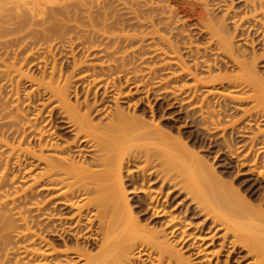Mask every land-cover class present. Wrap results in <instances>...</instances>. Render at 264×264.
<instances>
[{
	"label": "bare ground",
	"instance_id": "bare-ground-1",
	"mask_svg": "<svg viewBox=\"0 0 264 264\" xmlns=\"http://www.w3.org/2000/svg\"><path fill=\"white\" fill-rule=\"evenodd\" d=\"M51 1L0 0V169L4 167V172L0 171V264H230L240 252L245 253L247 260L243 256L241 259L246 264H264L263 190L258 198L251 197L255 201L247 199L248 196L233 188V183L226 184L225 177L206 158L191 151L193 146L189 149V144L187 147L181 140L173 141L157 126L142 122L141 116L142 121L126 114L118 104L119 99L124 96L130 99L132 94L138 97L143 93L146 99L151 91H160L163 95L159 96L168 100L171 96L170 101L200 116V128L206 129L201 130L203 133L211 132L212 137L209 136L216 137L215 140L221 138L223 144L218 142L220 139L215 143L212 140V144H220L216 146L224 151L221 154L226 160L236 159L234 164L243 169L249 165L248 171H255L262 178L264 129L261 131L260 126H264V79L257 71L260 58L253 48L250 56L240 51L227 29L226 16L214 17L215 7L210 0H66L60 4L56 3L61 0ZM250 1L255 3L252 12L261 11L264 21V0ZM142 9L149 12L152 30L138 36L139 31L135 29L137 34L133 33L134 28L131 30L133 26L129 24L135 23ZM118 11L127 13L121 15ZM132 14L138 16L132 19L134 23L130 21L135 17ZM173 14H184L187 19L196 17L199 30L205 32L208 44L218 52L215 57L222 60H216L218 65L215 59L212 63L202 58L206 55L200 54L202 59L197 55L200 60L195 58L194 54L198 53L190 38L184 39H188L186 42L180 38L184 46H179L177 32L176 37L170 35L178 29H172L177 22H173ZM109 19H113L110 27L106 24ZM159 26L164 29L162 32L171 30V37L161 35ZM263 32L264 29L259 34ZM147 37L150 40L145 46ZM32 45L36 48H31ZM58 47L69 49L74 56L68 75L57 73L53 51ZM145 47L150 53L142 59ZM27 48H31L29 52ZM35 49L36 53L45 50L48 54H45L47 60L41 62L39 58L44 53H38L39 58L34 53L40 61L38 79L24 71ZM78 49L84 51V62L78 63L74 55ZM182 52L185 56L192 53L193 59L190 58L194 61H188L193 65L185 61ZM22 53H26L25 57L19 61ZM197 59L213 65L206 63L203 68ZM139 62L147 65L141 68ZM228 65L237 68L233 69L236 75L229 74L232 67L228 69ZM166 69L171 70L169 75L163 74ZM145 78L151 80L153 88H148ZM183 78L190 79L188 84L181 81ZM25 79L32 84L31 93L37 99L38 95L44 97L41 104L37 102L41 108L35 110L38 112L33 117L28 115L29 119L18 98L11 102L14 92L6 98L5 85H1L11 83L10 87L14 88V80L19 85ZM124 85L128 90H124ZM215 85H220L225 94L222 101L218 99L221 101H217L218 106L213 102L219 92L212 89ZM78 88L85 93L82 102ZM245 88L254 94L246 98L233 95L234 91ZM200 93L203 97H199ZM90 96L93 101L89 100ZM108 98L116 103L114 109H107ZM245 100L253 101V106L243 109L240 118L243 123L240 119L233 120L230 106ZM259 104H263L262 112H255ZM43 112L49 115L43 116L48 119H43ZM241 123L244 129L238 130ZM59 124L71 139L63 141L56 135ZM253 127L256 131H252ZM248 128L252 132L250 136L246 134L249 137L245 135ZM218 132L220 135L214 137ZM238 136L247 138L236 143L239 147L232 151ZM10 161L20 170L18 174L24 176L21 182L26 181V186L15 187L20 185L12 183L13 179L8 183L10 176L5 175ZM126 177L131 189L126 187ZM127 192L137 197L139 211L148 214L153 227L143 223L146 217L141 223L142 218L137 215L140 212L134 213ZM181 194L186 202L178 214H188L190 220L202 218L198 223L202 228L190 227L188 218L180 220L181 216L165 206L174 195ZM236 260L240 263V258H235V263Z\"/></svg>",
	"mask_w": 264,
	"mask_h": 264
},
{
	"label": "rangeland",
	"instance_id": "rangeland-1",
	"mask_svg": "<svg viewBox=\"0 0 264 264\" xmlns=\"http://www.w3.org/2000/svg\"><path fill=\"white\" fill-rule=\"evenodd\" d=\"M58 1V0H57ZM64 1H66V0H61V1H58V3H56V4H60V3H62V2H64ZM67 1H69V0H67ZM211 1V5L212 6H214L213 8H214V10H213V8H211V11L213 10V15H214V17H216V18H220V19H222V17H225L226 16V18H227V29L230 31V35L232 36V38L234 37V41H235V43H236V46H238L239 47V49H241L240 51H245L246 52V54H249V53H252V50H253V52L255 53L256 52V55L260 58V61L259 62H257V71L259 72V74L262 76V78L264 79V51H263V47H262V44H264V42H262V41H264L263 39H261L264 35V32L262 33V34H259V32H262L263 31V29H264V27L262 28V25L264 26V21L262 20V18H261V16H262V14H261V11H260V13L258 14H254L253 12H252V10L254 9V6H255V3L254 2H252V1H250V0H210ZM50 2H52L51 0H50ZM54 2V1H53ZM231 2V3H230ZM54 3V4H55ZM211 6V7H212ZM218 7H220L219 9H218ZM227 9H229V12H227L226 10ZM142 10H144L143 11V13L140 15L139 14V18H137L134 14H132L131 16H135L134 18H132L131 17V19H130V15H128L129 17H127V18H129L130 19V21H132L133 22V20L132 19H135V18H137V20L135 19L134 20V24L132 25L131 24V22H130V24H129V22H128V24L129 25H131V26H133V27H131V30L133 29V33H136L137 34V32H135L136 30L135 29H137L138 31H139V34H137L138 36L139 35H146V33L148 34L149 33V31L150 30H152L150 27H149V25H150V20H148V18H149V16H148V13H147V9L145 10V9H142ZM217 10V11H216ZM258 11V12H259ZM110 13V12H109ZM113 14H114V12H112ZM112 13H110V14H112ZM118 13H121V15L122 14H124V13H127V12H124V11H118ZM118 13H115L114 15H116V14H118ZM166 15H168V14H166ZM184 15V14H183ZM182 14H179V15H177L176 16V14H173V16L172 17H174L173 19H175V20H173V22H176V24L175 23H173V24H175V25H177V23H180V24H178V26H173V30H174V28H178L177 30H174V31H172V34H170V35H172V36H174V37H176L177 36V42H178V44H179V46L181 47V45L182 46H184L183 44H181L183 41L181 40V39H186V38H190V40H192L193 42H192V46H193V44H194V46H195V49H197V52L196 53H198V54H194V52L196 51V50H194V52H193V50L191 51L193 54H194V56L196 55V57L195 58H197L198 56L197 55H199L200 56V54L201 55H206L205 57H202V58H204L205 60L207 59V61L209 60V61H213L214 59H215V61L217 60H219L218 59V56H217V58L215 57V55L218 53H216V50H213L214 49V47L212 46V44L210 45V44H208L209 43V41H208V39L206 40V36H205V32H204V34H203V32L201 31V30H199V27H201V26H199V24L196 22L197 20H196V17H194V19H193V17H190V16H188V18H190V19H187V16L186 15H184L185 17H186V19H185V21L183 20V18H182V16H183ZM261 15V16H260ZM165 16V15H164ZM163 16V17H164ZM218 16V17H217ZM168 17V16H167ZM169 17H170V14H169ZM184 17V18H185ZM110 18V17H109ZM166 18V17H165ZM124 19H126V17L124 18ZM182 19V20H181ZM246 19V20H245ZM112 20V21H111ZM109 19V21H111L110 23H107V22H109L108 20H107V22H106V24H107V26L109 25V27H110V25H111V23L113 22V19ZM196 20V21H195ZM127 21H129V20H127ZM138 21V22H137ZM184 21V22H183ZM139 24V25H137L136 26V24ZM198 25H197V24ZM87 25V24H86ZM140 25H141V27L142 28H140ZM85 26V25H84ZM199 26V27H198ZM260 26H261V28L262 29H260L259 30V28H260ZM147 27H149V28H147ZM160 27V26H159ZM159 27H158V29H159ZM86 28V27H85ZM87 28H88V26H87ZM86 28V29H87ZM182 28H183V30H182ZM88 29H90V27L88 28ZM160 34L161 33H163V36H166L167 37V35H169V32L171 31L170 29V31H163L162 32V29L163 28H161L160 27ZM202 29V28H201ZM258 29V30H257ZM130 30V29H129ZM130 30V31H131ZM146 30H149V31H146ZM164 30V29H163ZM227 30V31H228ZM129 31V32H130ZM144 31V32H143ZM202 33H201V32ZM259 31V32H258ZM113 32V31H112ZM119 32V31H118ZM117 31L116 32H113V33H118ZM125 32H126V30H125ZM140 32H141V34H140ZM175 32H177V34L178 35H176V33ZM180 32H182V34L184 35H182L183 37H185V38H182V36H180L181 35V33L179 34ZM109 33H111V32H109ZM143 33V34H142ZM165 33H166V35H165ZM130 34H132L131 32H130ZM176 36H175V35ZM143 35V36H144ZM162 35V34H161ZM169 35V36H170ZM257 35H258V37H257ZM259 35H262L261 36V38H259L260 36ZM178 36H180L179 38H178ZM187 36H189V37H187ZM146 37V36H145ZM150 38H151V36H149ZM149 37H147L146 39H145V46H147L148 44V42H149V40H150V38ZM171 37V36H170ZM144 38V37H143ZM149 38V39H148ZM181 38V39H180ZM264 38V37H263ZM172 39H173V37H172ZM175 39V38H174ZM174 39H173V41H174ZM187 39V40H188ZM6 40V39H5ZM9 40V39H8ZM146 40H148V41H146ZM187 40H184L185 42L187 41ZM240 40V41H239ZM262 40V41H261ZM182 41V42H181ZM255 43H254V42ZM29 42H31V41H29ZM35 42V41H34ZM191 42V41H190ZM189 42V43H190ZM252 42L254 43V44H252ZM40 43V42H39ZM43 43V42H42ZM42 43H40L41 45H43ZM147 44V45H146ZM185 44H188V42L187 43H185ZM40 45V46H41ZM28 46H31V45H28ZM37 46V45H36ZM39 46V47H40ZM264 46V45H263ZM38 47V46H37ZM197 47V48H196ZM210 47V48H209ZM237 47V48H238ZM31 48H36V47H33V45H32V47ZM30 48V49H31ZM43 48V46H41V49ZM59 49L58 50H56V51H53L54 53V55H55V59H56V65L58 66L57 67V73H59V72H61V75L62 76H64V75H68V73H70V67H71V64H73V62H72V58L74 57H72L71 55V53L69 52L70 50L69 49H66L67 48V45H66V48L64 47V48H61V47H58ZM192 48H194V47H192ZM198 48H199V50H200V52H199V50H198ZM253 48V49H252ZM27 49H29V48H27ZM26 49V50H27ZM30 49L29 50H27L28 52L30 51ZM64 51H66V52H68V54L66 53V52H63V50ZM149 49V48H148ZM147 49V47H145V49H144V52H143V54H142V56H141V58L142 59H145L147 56L146 55H148V53H150L149 51L150 50H148ZM252 49V50H251ZM14 50V49H13ZM16 50V49H15ZM36 50L37 49H35L34 50V52H33V54L31 55L32 57H33V59L34 60H37L38 58H39V55L41 54V52H38L39 53V55H38V53H36ZM39 51H40V49H38ZM56 52V53H55ZM186 52V51H185ZM185 52H182L183 53V55L185 54ZM191 52H189V53H191ZM17 53H18V51H17ZM34 53H36L37 55V57H35L34 55ZM42 53H44V55L43 54H41V55H43V56H41L40 55V58L42 59H40L39 58V60L42 62L43 61V59H46L47 60V57H46V55H48L47 54V52L45 53V50L42 52ZM83 53H84V51L82 52V51H80L79 49L78 50H75V53H74V55H75V57H76V59L78 60V63H79V60H81V62H84L85 61V59L83 58V57H85V54L83 55ZM188 53V52H187ZM192 53H191V55H192ZM22 54H23V56H22ZM21 55H20V60L19 61H21V57H25V54L24 53H22ZM46 54V55H45ZM191 55H187L186 54V56L184 55V58H185V61L187 60V63L189 62L190 63V61H194V60H191V58L193 57H191ZM218 55V54H217ZM251 54H249V56H250ZM31 56H30V62H29V60H28V62L29 63H27L26 64V67H25V69H24V71H25V73H28V75L30 76V77H34L35 79H38L39 77H40V71H39V69H38V64L40 63V61H34L32 58H31ZM45 56V57H44ZM44 57V58H43ZM189 57V58H188ZM191 57V58H190ZM215 57V58H214ZM35 58H37V59H35ZM49 58H50V56H49ZM48 58V64H50L51 63V59H49ZM84 60H83V59ZM188 58V59H187ZM200 58H201V56H200ZM200 58L198 57V59L200 60ZM201 58V59H202ZM54 59V60H55ZM74 59V58H73ZM193 59V58H192ZM197 59V63H199L200 62V65L201 64H203L204 65V67L203 68H205V65H206V63L209 65H213V64H211V63H208L207 61H203V62H201V61H199ZM77 60H74V61H77ZM83 60V61H82ZM188 60H190V61H188ZM196 60V59H195ZM49 61H50V63H49ZM159 61V60H158ZM215 61H213L212 63H214ZM215 62V63H217V65L219 64V62ZM220 61H222L221 59H220ZM37 62H39V63H37ZM80 62V63H81ZM223 63V62H222ZM221 62H220V65L222 64ZM37 64V65H36ZM191 64V63H190ZM51 65V64H50ZM138 65H141L140 67L142 68H145V66L147 65L146 63H138ZM191 65H193V64H191ZM190 65V66H191ZM215 65V64H214ZM219 65V66H220ZM223 66V65H222ZM232 67V65H228L227 67H228V69L229 68H231ZM193 67V66H192ZM200 67V66H199ZM173 68V67H172ZM175 68V70L173 71V72H176L177 71V67H174ZM203 68H200V70H202ZM72 69V68H71ZM83 69H85V68H83ZM235 70L236 71V69H235V67H232V69L231 70ZM204 70V69H203ZM202 70V71H203ZM231 70H229V74H235L236 75V73L237 72H235L234 70V72L233 71H231ZM164 71H166V72H164ZM163 71V74L164 75H166V74H168L169 75V73H168V71L170 72L171 70L170 69H166V70H164ZM205 71V70H204ZM71 72H72V70H71ZM232 72V73H231ZM143 73H145V72H143ZM162 73V72H161ZM166 73V74H165ZM171 73V72H170ZM163 74H161V75H163ZM205 74V73H204ZM60 75V74H59ZM163 75V76H164ZM206 75V74H205ZM163 76H161V77H163ZM66 77V76H65ZM202 77V76H201ZM164 78V77H163ZM167 78V77H166ZM165 78V79H166ZM141 79V78H140ZM144 79V78H143ZM189 78H187L186 80H184V78H183V80H181V81H186V83H187V81H190V79L188 80ZM122 80H124V78L122 79ZM121 80V81H122ZM145 80L147 81L148 79H146L145 78ZM143 81V82H146V81ZM17 81V80H16ZM15 80L13 81V82H15V84H14V88H11L12 87V84L11 83H8V84H2L1 83V85H5V88L3 87V89H4V95H5V97L7 98V96L9 95V96H11V92H14V94H13V99H12V101L9 99V101H11V102H13V101H15V99L17 100V98H18V100L17 101H19L22 105H21V108H22V110H23V112L26 110L27 111V113H26V111H25V115H26V117L29 115L30 117H33V114L35 115V113H37V112H35V110H38L39 108H41L40 107V104H41V101H43L44 100V97L41 95V96H39L38 95V99H37V95L35 94H32L33 92H32V84L29 82V80H27V79H25V80H23V81H21L20 83H19V85H17V82H16ZM125 81V80H124ZM151 81V80H150ZM150 81L148 80V82H149V84H148V82H147V84L146 83H144V85L146 84L147 86H148V88H151L152 87V85L153 84H151L150 83ZM165 81H168L167 79L165 80ZM154 82V81H153ZM152 82V83H153ZM4 83V82H3ZM122 83V85H123V81L121 82ZM142 83V82H141ZM178 83H180V82H178ZM181 83H183V82H181ZM10 84H11V87H10ZM188 84V83H187ZM16 85V86H15ZM84 85H85V83H84ZM125 86V85H124ZM123 86V87H124ZM150 86V87H149ZM2 87V86H1ZM221 86L219 85V86H214V88H212V89H219L218 91L219 92H217L216 94V100L214 99V97H215V95H214V97H212V99H214L213 100V102H214V104L216 105V106H218V104L219 103H221V101H222V99H223V96L225 95L223 92V89L222 88H220ZM79 88H81V86L79 87ZM78 88V91H81V93L80 92H78L79 93V96H78V98L80 99V97H81V101L80 102H82V100L84 99V97H83V95L85 94L84 92H83V90H81V89H79ZM153 88V87H152ZM124 90L126 91V90H128V88L125 86L124 87ZM153 90V89H152ZM201 91H203V92H205L204 90H201ZM32 92V93H31ZM102 92V91H101ZM100 92V93H101ZM144 92H146V90H144ZM203 92H201V93H203ZM17 93V94H16ZM99 93V98L101 97V95H102V93L100 94ZM151 94H149L148 95V97H149V99H148V97H146V99H145V97H143L144 96V94L142 93V94H138V97L137 96H134L135 94H132V97H130V99H129V96H124V99L123 98H121V99H119V101H118V104L120 105V107H122L121 109H123L124 110V112L127 114H130V116H136L137 118L139 117V119H140V121H142V122H144L145 124H148V125H151V126H153V125H155V126H157L158 127V129H161L163 132H164V134H166L167 136H170V138L171 139H173V141H176V142H180V140L182 141V143L181 144H183V143H185L184 145H186V144H189V149H190V147H192L193 146V148L194 149H190L191 151L192 150H195V151H193V152H196V153H199L200 154V157H204V158H206L207 160H208V163L210 164V165H212L213 167H214V169H215V171L218 173V174H220L221 175V177L223 176V178L225 179V181L227 182H225L226 184H232V186H233V188H235V189H239L238 191L240 192V194L242 193V194H244V196H248V198L247 199H253V198H251V197H254V199H256V198H258L257 196L258 195H260V194H262V193H260L262 190H263V193H264V176H262V178L260 177H258V176H256L257 174L256 173H254L255 171H253V172H250V171H248V169H247V167H249V165L246 167V168H241V167H238V165L236 166L235 164H237V161H236V159H231L230 158V162L228 161V160H226L225 159V157H224V151H220V148L219 147H217L216 145H219L220 146V144H221V142H222V144H223V141L221 140V138L220 137H217V138H219V139H217V140H215L216 139V137L215 136H218V135H220L219 134V132H218V134H215V133H213V134H215L214 135V137H215V139H213V138H211L212 136V134H211V132H210V134H208L207 135V133H203L204 131H201L202 129L203 130H206L205 129V127L204 128H200V123H198V122H200V120H199V118H200V116L197 114V113H194V112H192V109H190L189 107V109H190V111H189V109H187V110H185V106H183L182 107V105H179V103L177 104V103H175V102H173V101H170V99H171V96H169L170 97V99L168 100L167 99V95H165V97H166V99L164 98V96L163 97H160L161 95H163V94H160V91L158 92V93H153V91H151L150 92ZM201 93L199 94V95H201ZM0 94H1V92H0ZM32 94V95H31ZM155 94V95H154ZM159 94H160V96H159ZM204 94V93H203ZM203 94L201 95V96H199V97H203ZM254 93L250 90V89H247V88H245V89H240L239 91L237 90V91H234L233 92V95L234 96H236V97H242V98H246V96H249V95H253ZM2 95V94H1ZM0 95V96H1ZM143 95V96H142ZM155 97H154V96ZM222 95V96H221ZM8 96V97H9ZM109 96H111V95H109ZM108 96V97H109ZM142 96V97H141ZM146 96V95H145ZM3 97V96H2ZM1 97V98H2ZM39 97H40V99H39ZM82 97H83V99H82ZM92 98V99H91ZM102 98V97H101ZM141 98V100L143 101H141V100H139ZM42 99V100H41ZM72 101L74 102V98H73V96H72ZM111 99H112V97H111ZM111 99H107L105 102H106V107H108L107 109L109 110V109H114L115 108V106H114V104H116L114 101H112ZM212 99H211V101H212ZM221 100L220 102H219V100ZM5 100V99H4ZM90 101H93V96H90V99H89ZM108 100H110V101H108ZM141 101V102H139V101ZM145 100H149V101H145ZM172 100H173V97H172ZM219 103H218V102ZM251 101V100H250ZM10 102V103H11ZM16 102V101H15ZM14 102V103H15ZM37 102H39V103H37ZM137 103V104H135V106H136V108H135V106H134V103ZM212 102V103H213ZM28 103H30L31 105L29 106V104ZM34 105H33V104ZM107 103H108V105H107ZM242 104H240L239 102H237L236 103V101L235 102H233V104L234 105H237V104H240V105H238L237 107H234V105H233V107H231L230 105V110H229V113L233 116H230V114H228L229 115V117L231 118H234L233 120H235V121H238L237 119H240V118H242L241 116H242V112H244L246 109H249L251 106H253V101L252 102H249V100H248V102L245 100V102L244 101H242L241 102ZM28 104V105H27ZM39 105V106H38ZM254 105H255V103H254ZM261 104H259L257 107H256V109L254 110L255 112H260L261 111V107L263 106V104L260 106ZM33 108H32V107ZM180 106V107H179ZM26 107H27V109H26ZM30 107V108H29ZM111 107V108H110ZM182 107V108H181ZM29 108V109H28ZM35 108V109H34ZM38 108V109H37ZM182 110H181V109ZM187 108V107H186ZM233 108V109H232ZM32 109V110H31ZM184 109V110H183ZM243 109H245V110H243ZM28 110H31V111H29L28 112ZM232 110V111H231ZM263 110V109H262ZM34 111V112H33ZM109 112V111H108ZM262 112V111H261ZM29 113V114H28ZM31 113H32V116H31ZM133 113L135 114V115H133ZM190 113V114H189ZM197 114V115H194V114ZM24 114V113H23ZM45 114L46 115H48L47 113H45V112H43V115H42V117L43 116H45ZM187 114H188V116H187ZM29 116H28V119H29ZM49 116V115H48ZM103 116H105V115H103ZM140 116H141V118H143L142 120H141V118H140ZM243 116H244V114H243ZM47 117V116H46ZM46 117H43V119L44 120H46V119H48V117L46 118ZM102 118H104V117H102ZM231 118V119H232ZM248 118L246 117L245 118V120H244V122L247 120ZM240 120H242V123H243V119H240ZM60 121H58L57 123H59ZM196 122V123H195ZM197 123L199 124V126L197 125ZM241 123V124H242ZM240 124V123H239ZM244 124H242V128H238V130H242V129H244V126H243ZM263 124H261V131L264 129L263 127L264 126H262ZM58 128L56 129L57 131L56 132H58L56 135L60 138V139H64L63 141H65V140H67V139H69L70 138V136L68 135V134H66L67 132L64 130V128L63 127H61L60 126V124H59V126H57ZM203 127V126H202ZM236 127H238V126H236ZM63 130H62V129ZM255 127H253L252 128V131H256L255 129H254ZM61 129V130H60ZM250 130V131H249ZM246 131L248 132H246L245 133V131H244V133H245V135L246 134H251L252 132H251V129H249L248 128V130L246 129ZM206 132V131H205ZM217 133V132H216ZM250 134H249V136H250ZM211 137H210V136ZM226 136H229V135H226ZM247 137H249L248 135H246ZM246 136H243L242 138H239V136H238V139L237 140H235V142H234V149H232V151L233 150H235V149H237L239 146L236 144V143H240V141L242 140L243 141V138L245 137V139L247 138ZM210 137V138H209ZM222 137V136H221ZM237 137V136H236ZM235 137V138H236ZM209 138V139H208ZM225 138H227L226 140L228 141V137H225ZM71 139V138H70ZM210 140H211V143H210ZM214 141V143L216 142V141H218L220 144H216L215 146L217 147H215L214 146V144H212V142ZM237 141V142H236ZM229 145H231V143H230V139H229ZM238 143V144H239ZM211 145V146H210ZM237 145V146H236ZM195 146V147H194ZM215 147V148H214ZM218 148H219V150H218ZM223 152V154H221ZM236 152V151H235ZM234 161H236L235 162V164H234V162L232 163V162ZM10 164H8V170L6 171V175L5 176H10L9 178H8V183L10 182L9 180H12L13 179V181H11L12 183L14 182H17V183H15V184H19L20 186H15V184H14V186L15 187H23L24 185L26 186V181L24 182V184L21 182L22 181V178L24 177V176H22V173L19 175L18 174V171H20L19 169H17L18 167L15 165V163H14V161L13 162H9ZM14 163V164H13ZM232 163V164H231ZM12 164V165H11ZM25 164H27V166L29 165V162H25ZM13 166V167H12ZM26 166V165H25ZM1 167V166H0ZM238 167V168H237ZM4 168V167H3ZM2 168V169H3ZM2 169H0V171L2 170ZM21 169H23V166H22V168ZM261 169V168H260ZM262 171H263V169H261ZM3 172H4V170H2ZM126 170L124 171V178H125V176L127 175L126 174ZM0 174H1V172H0ZM8 174V175H7ZM126 174V175H125ZM2 175V174H1ZM0 175V176H1ZM17 175V176H16ZM263 175H264V173H263ZM14 176L16 177V178H14ZM22 177V178H21ZM7 178V177H6ZM11 178V179H10ZM19 178V179H18ZM127 178V177H126ZM15 179H17V180H15ZM28 180V179H27ZM128 178L125 180V182H126V187H128L127 189H129L131 186H128V185H130V182L128 183ZM224 181V180H223ZM28 183H29V181H27ZM201 182V181H200ZM11 183V184H12ZM26 183V184H25ZM152 187V186H151ZM154 187V186H153ZM156 187H154V189H155ZM206 188V187H205ZM131 189V188H130ZM209 189V188H208ZM208 189H207V191H208ZM262 189V190H261ZM261 190V191H260ZM129 191V190H128ZM205 191V194H206V190H204ZM242 191V192H241ZM130 192H127V194H128V199H129V202H130V204H131V208L134 210V213L135 214H137V212L141 209V207H140V209H138L139 208V206L140 205H138V203H139V200L137 199V197L134 195V194H129ZM208 193H210V189H209V192ZM208 195V194H207ZM264 195V194H263ZM140 196H142L143 197V195H140ZM261 196V195H260ZM181 197V198H180ZM208 197H210V194H209V196ZM207 197V198H208ZM212 197V196H211ZM210 197V198H211ZM174 198V199H173ZM173 198H172V200H170V201H172L171 202V204H170V201H168L167 202V205L165 204V206H167V207H170V209H169V211H172L171 213H174L175 215H176V213H177V215H179L178 213L179 212H182V209H181V207L183 208V205H184V203L186 202L185 200V196H183L182 194L181 195H174L173 196ZM184 198V202H183V199ZM208 199V200H211V199ZM260 198V197H259ZM180 199V200H179ZM252 200V201H255V200ZM174 200V201H173ZM181 203V205H179L180 203ZM175 203V204H174ZM179 203V204H178ZM140 204V203H139ZM183 204V205H182ZM187 204H189V202H187ZM170 205H173V206H170ZM180 209V210H179ZM183 211H184V209H183ZM140 213L139 214H137L138 216V218H140L141 219V223H142V221L144 220V217H146V219L149 217V216H147L146 214L145 215H143V213H146V212H141V211H139ZM142 214V215H141ZM141 215V216H140ZM179 216H181L182 218H180V220L182 219L183 221H184V219H187L188 218V214L186 215V216H184V214H182V215H179ZM184 217V218H183ZM201 216H199L198 218H200ZM146 219H145V221H146ZM192 220H190V217L187 219V223L189 224V223H191V224H189L190 225V227H191V225H192V228H195L196 226V229L198 228V225H199V228H202L203 226L201 225V224H198V223H201V219L202 218H200L199 220L197 219V217H192L191 218ZM151 220H152V218H151ZM190 220V221H189ZM147 221H149V222H147ZM147 221L146 222H143V223H148V225H149V227H153V225H154V222H152V221H150V219L148 218L147 219ZM182 221V222H183ZM151 222H152V224H151ZM143 225H145V224H143ZM200 226H202V227H200ZM198 228V229H199ZM201 232H202V230H201ZM200 232V233H201ZM205 233H206V231H205ZM207 233H209V232H207ZM202 234H203V232H202ZM237 255L238 256H240L239 258H240V263H239V260L235 263V261H234V259L236 258V259H239L238 257H237ZM236 256L234 255L233 256V258H232V260H231V263L230 264H237V263H239V264H246L247 263V261H243L242 259H241V257L243 256V258H245L244 256H245V253H243V252H240V254H237ZM224 256V257H223ZM225 258V254H223L222 256H221V260H226V258ZM246 259V258H245ZM244 259V260H245ZM247 260V259H246ZM146 262H147V260H146ZM242 262V263H241ZM246 262V263H245ZM147 264H150L149 262H147Z\"/></svg>",
	"mask_w": 264,
	"mask_h": 264
}]
</instances>
